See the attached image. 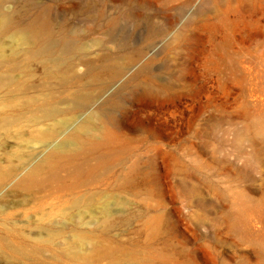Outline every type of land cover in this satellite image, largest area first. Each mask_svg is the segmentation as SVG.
<instances>
[{"label":"rangeland","instance_id":"rangeland-1","mask_svg":"<svg viewBox=\"0 0 264 264\" xmlns=\"http://www.w3.org/2000/svg\"><path fill=\"white\" fill-rule=\"evenodd\" d=\"M0 3L1 11L11 13L17 25L45 17L53 40L73 35L81 46L80 52H71L73 59L81 53L90 59L103 52L120 59L140 53L113 81L104 73L94 84L83 80L68 86H87L94 97L74 115H62L67 123L53 126L50 139L34 140L30 124L9 132L0 128V167L17 169L14 177L0 185L2 237H15V229L35 235L37 225L48 226L52 219L55 227L65 226L68 239L81 223L93 228L88 213L78 218L75 210L61 204L65 196L75 194L93 196L94 206L106 205L109 210L111 227L95 235L94 242L136 250L149 244L165 248L169 243L174 257L165 256L156 264H264V175L242 181L250 203L242 207L239 223L235 224L233 207L226 221L220 142L223 114L239 115L242 126L264 116V0ZM110 20L115 21L111 27ZM3 41L6 52L18 47L8 34ZM29 64L33 75L27 79L32 87L28 92L50 87L57 106L65 107L64 86L56 81L44 84V68ZM76 66L81 74L83 65ZM100 106L118 135L108 147L113 150L106 148L113 156L108 171L87 183L62 172L61 181L67 187L61 189L34 187L28 193L15 188L25 169ZM101 152L94 151L84 166L96 163ZM125 178L126 186L121 187ZM60 208L74 213L72 220L55 214ZM160 214L168 215L167 224ZM43 215L46 219L40 221ZM5 249H0L7 255H0V264L22 263ZM82 249L91 257L90 264H118L108 258L96 260L102 252L91 244ZM48 256L44 257L47 263L60 264Z\"/></svg>","mask_w":264,"mask_h":264},{"label":"bare ground","instance_id":"bare-ground-1","mask_svg":"<svg viewBox=\"0 0 264 264\" xmlns=\"http://www.w3.org/2000/svg\"><path fill=\"white\" fill-rule=\"evenodd\" d=\"M114 23V20H110L108 26L111 27ZM7 34L18 43V47L9 49V52H6L7 46L6 49L3 47V38ZM53 36L45 17L17 25L13 15L1 11L0 8V128L2 130L9 132L30 124L34 140L50 139L53 126L67 123L68 119H64L62 115H74L79 107H85L86 103L89 105L94 97L87 86L81 89L68 86L83 80L94 84L104 73L108 74L109 81H113L140 55L136 53L134 56L120 59L103 52L97 54L95 59H90L87 54L81 53L80 56L75 54L73 59L70 56L71 52L81 51V46H78L77 41L72 38L73 35L68 34L57 41L53 40ZM31 62L39 63L44 68V84L48 85L51 81H56L64 86L61 93L67 101L65 107L57 106L55 91L50 87L41 92H28L32 88L27 82V79L33 75L28 67ZM76 63L84 67L81 74L77 73ZM15 72H19L18 75H14ZM85 89L87 90L84 91ZM110 118L109 115H104L101 106L90 111L86 119L78 123L61 143L51 145L39 162L25 169L22 177L15 183V188L29 193L34 187L58 186L59 189L67 187L66 183L61 181L62 172L78 179L80 183L97 180L111 167L108 165L113 160V156L111 152H106V148L118 138L117 133L111 128L113 121ZM239 118V115L231 116L226 113L220 120L225 184L223 196L228 207L226 212L224 211V216L228 221L231 216L229 209L233 207L235 224L239 223L238 217L242 207L250 203L241 188L242 181L247 178L255 180L254 178L264 175V116L245 126L241 125L243 122ZM17 134L19 135V132ZM247 146L249 149H246ZM96 150L102 151L97 162L84 166L85 161L89 160ZM112 150L111 147L109 151ZM64 163L71 166H63ZM16 170L14 166L0 167V185L14 177ZM126 180V178L122 180L121 187L126 186ZM261 187L264 191V182L261 183ZM94 200L93 196L72 194L69 197L65 196L61 201V204L66 206V210H75L78 218L81 217L82 212L88 213V223L94 224L93 228L83 226L84 224L81 223L68 239L65 236V226L55 227V219H52L48 226L37 225L35 235L26 234L15 228L13 230L15 237L4 238L1 234L0 249L12 250L16 257L21 259V264H49L44 260L48 255L60 264H90L91 257L82 249L86 244H91L93 250L102 252L96 255V260L108 258L109 261L118 264H156V261L165 256L174 257V250L169 243L165 248L149 244L136 250L114 248L112 245L94 242L92 239L95 235L105 234L111 227L107 206L104 205L99 209L94 206ZM65 209L60 208L55 214L65 216ZM73 215L74 213L71 212L66 214V217L72 220ZM159 218L168 223V215L163 218L160 214ZM44 219L46 215H43L40 221ZM54 246L58 249H52ZM5 251L0 252L2 257L5 256L4 258L7 256ZM46 251L49 252L48 255Z\"/></svg>","mask_w":264,"mask_h":264}]
</instances>
